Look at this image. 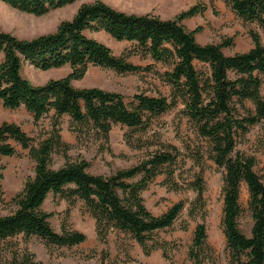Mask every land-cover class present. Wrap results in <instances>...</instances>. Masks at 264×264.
<instances>
[{
    "label": "trees",
    "instance_id": "1",
    "mask_svg": "<svg viewBox=\"0 0 264 264\" xmlns=\"http://www.w3.org/2000/svg\"><path fill=\"white\" fill-rule=\"evenodd\" d=\"M0 1L22 13L42 17L82 0ZM225 2L241 21L264 32V0ZM204 11L197 5L176 19L164 20L152 14H126L97 1L81 5L73 19L62 22L53 34L22 40L0 30V104L9 110L24 108L36 122L52 115V129L37 144L19 125L0 124V202L4 196L2 158L16 156L19 145L29 151L35 163L34 177L12 200L15 211L0 216V244L19 236L25 242L37 237L47 249L84 244L87 236L69 229L66 221L61 232L52 227V215L43 206L53 194L66 200L70 208L81 201L95 221L101 242L107 243L109 235L118 232L129 236L148 256L162 249L156 234L174 226L185 204L179 202L156 216L146 207L142 194L158 177L173 176V166L180 156L178 149L167 146L134 167L110 176L94 175L89 172V162L69 160L66 150L70 146L64 142L60 126L68 117L69 130L78 138H93L108 145L115 126L128 128L133 139L148 133L156 119L182 106V115L207 142L209 158L224 170L222 226L229 264H264V170L259 174L256 158L237 149L249 130L264 122V45L258 30L250 32L254 46L246 53L226 55L223 50L233 44L231 40L200 44L196 37L200 28L189 31L183 22ZM100 32L130 43V49L118 56L87 35ZM134 56L153 64L136 65L130 61ZM24 64L41 71L69 67L71 72L62 79L35 86L22 76ZM200 64L202 68H198ZM155 65L165 70L156 71ZM92 67L121 75L155 71L170 87V96L137 94L127 102L117 92L76 88L73 83L84 79ZM57 153L64 155L66 163L53 169L52 159ZM243 185L248 189L253 221L250 236L239 224ZM192 189L198 200L203 199L202 176ZM210 251L207 227L198 224L190 258L194 264H205ZM7 264L43 263L25 249L22 253L15 251Z\"/></svg>",
    "mask_w": 264,
    "mask_h": 264
},
{
    "label": "rangeland",
    "instance_id": "2",
    "mask_svg": "<svg viewBox=\"0 0 264 264\" xmlns=\"http://www.w3.org/2000/svg\"><path fill=\"white\" fill-rule=\"evenodd\" d=\"M101 1L113 9L135 15L152 14L164 20L176 19L183 12L194 6L204 7V13L186 19L183 25L189 31L200 28L196 35L200 44H222L231 40L233 44L224 48L228 56L246 53L253 48L251 31H259L264 45V32L256 25L241 21L230 9L225 0H82L63 9L53 10L45 16L37 17L22 13L0 1V30L18 39L32 40L43 35L53 34L64 21H70L77 14L81 5ZM108 47L114 54L122 55L131 44L118 42L104 32L87 33ZM136 65L147 67L153 62L132 57ZM200 64L198 68H202ZM156 71H164L155 65ZM71 72L69 67L41 71L29 64H24L22 76L35 86H43L50 80L62 79ZM153 72L121 75L113 71L92 67L80 81H75L76 88H100L122 94L127 102L137 94L149 96H170V87L164 84ZM264 94V90H263ZM182 106L171 110L156 119L148 131L137 134L133 139L128 128L117 125L106 145L93 138H78L69 130L70 119L61 121V135L70 146L67 151L69 160L89 162V172L94 175L110 176L119 170L136 166L151 153L163 150L167 146L178 149L180 156L173 166V176L158 177L142 196L150 212L160 216L173 205L183 202L185 208L179 219L170 229L160 231L155 238L162 249L146 255L142 248L129 236L118 232L109 235L107 243L98 240L94 219L85 210L81 201L70 208L61 196L50 194L43 210L51 214L50 223L55 231L61 232L66 221L69 229L79 231L87 236L84 244L72 248L51 247L47 249L37 237L25 242L22 236L0 244V264H7L15 251L22 253L28 249L43 264H194L190 258V249L194 232L198 224H205L208 233V245L211 256L205 264H229L228 250L223 233V177L224 170L209 158L207 142L200 138L192 124L182 113ZM52 115L45 116L39 122L24 108L9 110L0 104V124L19 125L37 144L40 137L52 129ZM18 154L2 158L4 196L0 202V216L15 211L13 198L24 188L30 177L35 175V163L28 150L16 145ZM238 150L256 158V171L264 170V122L253 126L239 141ZM66 163L63 154H54L51 167L58 169ZM204 180L203 199L197 198L192 184L201 178ZM243 214L239 224L241 230L251 235L253 221L249 212V193L246 185L242 186L240 199ZM191 210L194 213L191 214ZM166 254V255H164ZM167 256V257H165ZM207 257V256H206Z\"/></svg>",
    "mask_w": 264,
    "mask_h": 264
}]
</instances>
